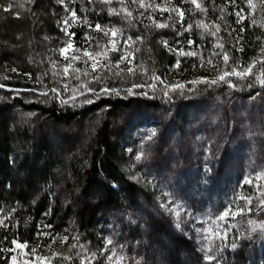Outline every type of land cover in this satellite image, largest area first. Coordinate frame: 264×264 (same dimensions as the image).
<instances>
[{
    "label": "trees",
    "instance_id": "obj_1",
    "mask_svg": "<svg viewBox=\"0 0 264 264\" xmlns=\"http://www.w3.org/2000/svg\"><path fill=\"white\" fill-rule=\"evenodd\" d=\"M142 3L0 0V264L13 241L52 264L85 248L108 264L109 239L121 264H209L159 187L190 209H244L210 264H264V0ZM112 30L125 70L98 86L93 65L121 52Z\"/></svg>",
    "mask_w": 264,
    "mask_h": 264
},
{
    "label": "rangeland",
    "instance_id": "obj_2",
    "mask_svg": "<svg viewBox=\"0 0 264 264\" xmlns=\"http://www.w3.org/2000/svg\"><path fill=\"white\" fill-rule=\"evenodd\" d=\"M65 20L68 21V24H65L63 22L62 28L67 31L71 23H75V20L69 16V18H66ZM64 20V21H65ZM108 48L110 51H121L119 55L112 54L107 58H104V64L100 61L96 62V70L94 73L96 77H94L96 81V85L102 86L104 84V76L105 75H117L123 70H125V62L122 57V53L124 51L123 44L121 43V40L118 36H112L109 39L108 42ZM117 50H113V49ZM71 51L70 48H67L65 50V53H69ZM125 56V54H124ZM108 59L111 63L110 68L106 66V60ZM111 59V60H110ZM207 69H205V66L202 65L203 68H200L197 72V76L200 79H206L208 76V73H211L213 70V66L215 63L213 61L209 62L208 58L205 60ZM209 62V63H208ZM130 68H127V71H129ZM171 75H175L176 77L181 75L182 72L177 67H174L173 69H170ZM6 75L8 76H14L18 75L16 71H13V69H8L6 71ZM98 75V76H97ZM112 77V76H111ZM99 82V83H98ZM154 185V184H153ZM160 190L159 196L160 199L164 202V205L167 207V210L174 216V217H181L182 223L181 228L185 233H188L189 235L193 236L194 239H196L199 244L201 245L202 250L204 251L205 255H215V257H218L222 250L228 245L231 235L233 226L231 223V218L227 219L226 221L218 220L217 217L221 215V213L224 212L225 209L231 208V204L228 201L221 202H212L207 203L206 200L202 202L195 201L194 207L198 204L200 205L199 208H188L185 206L182 202L176 200L170 193L164 191L162 187L158 188ZM197 191V189L193 190ZM198 198L202 199L201 196H197ZM215 221V223H214ZM229 225L231 226L229 229ZM188 227V231H187ZM212 229V239L211 241L205 240V235H208V233L204 230ZM227 230V238L226 239H220L218 236L215 235V233H219L220 236H223L225 231ZM22 244V243H19ZM25 245V244H23ZM212 248V253L207 252V248ZM120 249L117 248L116 245L113 243L111 245H107L106 247L101 250L100 253L105 252L106 255V262L108 264H121L122 260H118L119 257H121ZM87 256L90 261L94 258V253L87 248L84 249L82 254V260L84 257ZM112 256L113 259L109 260L108 257ZM9 264H52L50 260L45 256L37 255L36 252L33 249H28L25 247H17V244H14L12 250H11V257Z\"/></svg>",
    "mask_w": 264,
    "mask_h": 264
},
{
    "label": "snow or ice",
    "instance_id": "obj_3",
    "mask_svg": "<svg viewBox=\"0 0 264 264\" xmlns=\"http://www.w3.org/2000/svg\"><path fill=\"white\" fill-rule=\"evenodd\" d=\"M109 2H110V0H109ZM192 2L195 4V3H196V0H192ZM234 2H235V0H233V3H234ZM249 2L251 3V0H249ZM11 7H12V5H9L8 8H5L4 10H5V11H9V10L11 9ZM141 7H144V4L142 3V0H141ZM197 7H199L198 4H197ZM72 15L75 16V13L73 12ZM179 15L181 16V18L183 17V13H182V12H179ZM64 23H65V24H68V21L65 20ZM156 26H157V27H160V28H163V27H167L168 25H166V24H157ZM204 26L206 27V25H204ZM95 27H96V30H97V31H102V27H101L100 25H96ZM218 30H219V29L217 28V31H218ZM186 31H187V29H186ZM66 34H68V33L66 32ZM71 35H75V34L72 33ZM105 35H107V33H105ZM112 35H113V36L116 35V30H112ZM85 39L87 40V39H89V37L86 36ZM137 39H139V38H137ZM165 43H166V42H165ZM66 47H67V48L72 47L71 43H69ZM221 47H223V45H221ZM113 50H117V49L114 48ZM60 51H61V54H63V53L65 52V49L62 48ZM84 54H85V55H90V54L87 52V50H84ZM97 55H99V53H97ZM66 58H67V57H66ZM73 59H78V57H73ZM121 59H125V57H121ZM223 61H224L225 64L228 63V61H229V56L227 55V53H225V54L223 55ZM209 62H211V61H209ZM252 68H253V65H249L248 69H245V70H242V71H239V72H237V71H232V72H229V73H225L224 75H221V76L218 78V80H213V81H211V83L216 84L217 82H220V81H223V82H225V83H228V81L225 80V76H228V75H235V76H237V77H239V78L242 79V78H244L245 76H248V75H252V74H253V73H252ZM95 70H96L95 65H93V71H95ZM13 71H15V69H14ZM65 71H67V69H66ZM131 71H132V69H129V72H131ZM180 87H183V86L181 85ZM52 91H53V92H56V89H52ZM165 95L167 96L168 93L165 92ZM73 99H74V97H73ZM86 102H87V103H91L92 101H91V100H88V101H86ZM245 183H251V181H245ZM240 199H246V200H248V198H246V197H240ZM248 203L250 204L251 201L248 200ZM261 205L264 206V200H261ZM161 207H165V205L162 204ZM249 210H250V209H249ZM238 213L241 214V215L244 214V209H239L238 211H233L231 208H227V209L224 210L223 213H221V215H220L219 217H217V219H218V220H221V221H226V220L229 219V218H231V219H235V217H236V215H237ZM214 223H215V221H214ZM48 227H50V226H48ZM177 227H179V224L177 225ZM230 227H231V226L229 225V229H230ZM204 231H206V232L208 233V235H205L204 239H205V240H209V241H211V239H212V229H207V230H204ZM215 235L218 236V237H219L220 239H222V240H223V239H226V238H227V230L225 231V233H224L223 236H220L219 233H215ZM65 240H67V237H65ZM13 243H14V244H17V247H25V246H26V245H23V244H19L17 241H13ZM107 244H108V245H111V244H112V240L109 239V240L107 241ZM73 247H75V245H73ZM81 247H83V246L81 245ZM232 248H236V244H235V243L232 244ZM212 251H213V250H212L211 247H208V248H207V252L212 253ZM108 259H109V260H112L113 257H112V256H109ZM214 259H216L215 255L210 254V255H206V256H205V260L208 261L209 264H210V262H211L212 260H214ZM118 260H123V257H119ZM81 264H91V261L88 259L87 256H85L84 259L82 260Z\"/></svg>",
    "mask_w": 264,
    "mask_h": 264
}]
</instances>
